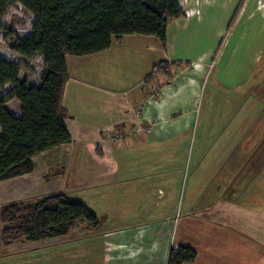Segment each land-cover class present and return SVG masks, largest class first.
<instances>
[{
	"label": "crops",
	"instance_id": "0c3cea01",
	"mask_svg": "<svg viewBox=\"0 0 264 264\" xmlns=\"http://www.w3.org/2000/svg\"><path fill=\"white\" fill-rule=\"evenodd\" d=\"M181 5L184 14L170 20L165 44L154 35L128 34L114 39L102 52L67 55L70 79L63 105L72 141L37 155L33 172L0 181V210L7 204L32 203L57 193L87 206L90 194L102 195L101 206L108 211L97 215L98 228L81 222L68 234L52 238L72 256L92 251L99 264H168L172 248L190 245L198 253L191 264L202 260L220 264L222 251L216 247L215 234L221 236L230 226L231 263L264 264V0H181ZM163 63L170 69L155 72ZM211 74L209 96L226 87L237 102L234 113H240L234 122L243 120L250 128L233 137L238 133L232 127L233 133L222 142L227 147L219 153L235 160L242 175L233 176L226 195L207 196L206 188L193 186L207 197L200 213L206 226L199 222V240L176 239L171 217L156 215L163 204L173 208L170 215L174 213L167 187L157 181L142 187L141 176L173 174L175 168L151 170V162L156 157L174 160L188 155L184 147L190 143L197 100ZM161 81L159 95L148 99ZM142 105L137 112L136 106ZM6 106L21 115L14 100ZM199 144L198 159L205 155L203 145L209 144V137ZM49 175L59 179L54 188L46 186ZM238 178L239 184L247 181L246 190L233 187ZM178 182L181 186L182 175ZM124 201L134 203L136 210L112 215ZM238 225H244V231ZM29 242L32 246L38 241ZM78 257L85 256H62L59 262L75 264Z\"/></svg>",
	"mask_w": 264,
	"mask_h": 264
},
{
	"label": "trees",
	"instance_id": "16d2710c",
	"mask_svg": "<svg viewBox=\"0 0 264 264\" xmlns=\"http://www.w3.org/2000/svg\"><path fill=\"white\" fill-rule=\"evenodd\" d=\"M14 7L33 20L30 33L17 37L12 48L27 60L42 58L44 68L33 85L20 77L19 62L0 56V181L33 172L37 155L72 141L63 105L67 55L102 52L128 34L154 35L165 44L170 20L184 14L181 0H0V17ZM167 68L163 63L155 72ZM11 100L20 102V116L7 108ZM0 222L7 241H42L66 235L81 222L94 228L100 223L85 204L64 193L4 205ZM197 256L192 246L179 245L168 264H191Z\"/></svg>",
	"mask_w": 264,
	"mask_h": 264
},
{
	"label": "rangeland",
	"instance_id": "374dc122",
	"mask_svg": "<svg viewBox=\"0 0 264 264\" xmlns=\"http://www.w3.org/2000/svg\"><path fill=\"white\" fill-rule=\"evenodd\" d=\"M32 20L33 17L25 13L21 7L11 8L6 15L0 17V56L19 62L22 65L20 77L28 79L30 83L40 80V74L44 68L43 60L39 57L33 60H27L18 55L12 48V45L16 42L17 37L23 38L30 33V24ZM15 26H17V33L13 34L12 32ZM166 70L167 69H164V71ZM212 79L213 75L211 74L209 79H206L205 85L197 100L195 124L190 131V143L184 147L185 151L189 149L188 155L185 159L178 157V159L174 160H163L156 157L155 160L151 162V170L156 169L157 171H161V169L168 170L169 168H175V173H168L167 176L161 177L159 176L161 175L160 172L157 173L158 177H152L150 179H148L149 176L145 175L146 173L141 176L142 187H147L150 182H152L150 184H154L155 181L167 187V191L170 193V200L168 202H172V204L175 205L174 213L170 215L173 208H171L169 204H163L156 215L165 218L171 217L172 237H176V239L180 236H188V238L199 240L201 232L199 222L203 223L202 216H200L202 211L201 208L204 204L203 197L207 198L202 195L203 191H206L207 196L214 194L219 195L220 193L226 195V186L229 185L233 176L239 173L241 174V166H236L235 160H226L224 153H219L220 149L227 147L224 143L222 144V142L227 134L233 133V128H236L234 132L238 133L237 136L233 135V137H239V135L248 132L250 128H248V126L247 128L245 127L246 123L243 122V120H237V123L234 122L240 113H234L233 105L237 102H233V97L226 91V87H221L219 94L215 93V96H209L212 93L211 89H213ZM162 83L163 81L152 91L149 92L148 90L150 93L148 99L153 97L151 95H159L162 90ZM14 101L20 106L18 100ZM143 105L140 106L141 108L136 106L137 112L142 110ZM9 106L12 108L15 107L12 103L9 104ZM208 108H211L209 112L207 111ZM213 132L214 137L212 135ZM208 137L209 144L203 145L206 149L205 155H202V157L198 159V157L195 156L200 146V144L198 145V141ZM240 148L244 147L240 146ZM178 156H182L181 152ZM143 169H146V167ZM51 174H54V172ZM181 175L183 178V186H180L178 182ZM239 178L236 180L235 184H233V187H240V190H246L244 187H246L245 184L247 181L241 180L239 184V182H237ZM45 179L46 186L49 183V188H54L55 185L58 184L56 182H59V179L52 177V175L47 176ZM165 181H167V183ZM193 186L194 189L196 186L206 189H202L203 191L201 190L202 192L198 193V191H194ZM220 188H222V192H220ZM114 195H117V193L115 192ZM175 195L178 196L177 200L176 197H174ZM82 196L86 199V193L82 194ZM101 196V194H90V198L88 199L89 202L87 207L96 215L102 214V211H104V213L108 211L106 205L105 208L101 206ZM95 197H99V200H95ZM37 200L38 199L31 200V202H36ZM189 202L192 205H190ZM122 204V209H117L111 214L120 215L121 211L131 213L136 210L134 203L124 201ZM116 207H118V203H116ZM136 213L132 214L136 215ZM203 225L205 224L203 223ZM207 227L209 228L211 226L207 225ZM218 227L220 228V226H217V230L219 229ZM238 227L243 231L245 229L244 225H238ZM232 234L233 229H231L230 226L222 230L221 236H219L218 232L215 234V239H219V243H216V247L222 251L220 257L222 258V262H220V264H232L231 262H233ZM24 238L25 237H17L14 240L7 241L6 237L2 234V224L0 222V264H69L62 263L61 261L59 262V259L62 256H69L71 259H75V257L82 255L85 257H78L79 261L75 264L100 263V260L98 261L97 259L98 256L93 254L95 252L91 253L92 251L83 253L79 251V253L72 256L69 251L60 250L61 248L58 247L59 241L56 243L55 239L33 242L31 246V242L28 243ZM49 241L52 242L50 243ZM199 264H203V260Z\"/></svg>",
	"mask_w": 264,
	"mask_h": 264
}]
</instances>
